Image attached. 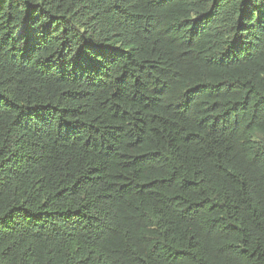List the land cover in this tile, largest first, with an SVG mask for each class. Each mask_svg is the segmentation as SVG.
Masks as SVG:
<instances>
[{"label": "trees", "instance_id": "trees-1", "mask_svg": "<svg viewBox=\"0 0 264 264\" xmlns=\"http://www.w3.org/2000/svg\"><path fill=\"white\" fill-rule=\"evenodd\" d=\"M0 264H264V0H0Z\"/></svg>", "mask_w": 264, "mask_h": 264}]
</instances>
